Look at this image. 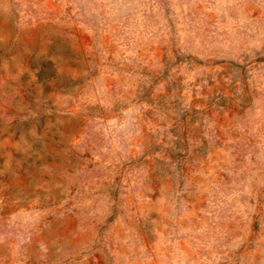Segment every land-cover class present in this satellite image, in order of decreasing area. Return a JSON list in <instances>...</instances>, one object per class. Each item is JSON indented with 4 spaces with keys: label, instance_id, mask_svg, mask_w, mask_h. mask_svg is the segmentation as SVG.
<instances>
[{
    "label": "rangeland",
    "instance_id": "374dc122",
    "mask_svg": "<svg viewBox=\"0 0 264 264\" xmlns=\"http://www.w3.org/2000/svg\"><path fill=\"white\" fill-rule=\"evenodd\" d=\"M0 264H264V0H0Z\"/></svg>",
    "mask_w": 264,
    "mask_h": 264
}]
</instances>
